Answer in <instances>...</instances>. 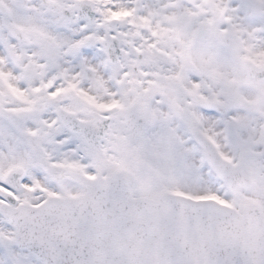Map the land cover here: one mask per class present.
<instances>
[{
    "label": "snow or ice",
    "instance_id": "1",
    "mask_svg": "<svg viewBox=\"0 0 264 264\" xmlns=\"http://www.w3.org/2000/svg\"><path fill=\"white\" fill-rule=\"evenodd\" d=\"M0 264H264V0H0Z\"/></svg>",
    "mask_w": 264,
    "mask_h": 264
}]
</instances>
